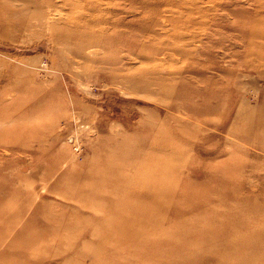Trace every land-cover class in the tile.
I'll return each instance as SVG.
<instances>
[{"label": "rangeland", "instance_id": "obj_1", "mask_svg": "<svg viewBox=\"0 0 264 264\" xmlns=\"http://www.w3.org/2000/svg\"><path fill=\"white\" fill-rule=\"evenodd\" d=\"M253 196L264 0H0V264H243L264 254L245 229L235 257L168 250L228 235Z\"/></svg>", "mask_w": 264, "mask_h": 264}, {"label": "bare ground", "instance_id": "obj_2", "mask_svg": "<svg viewBox=\"0 0 264 264\" xmlns=\"http://www.w3.org/2000/svg\"><path fill=\"white\" fill-rule=\"evenodd\" d=\"M257 180V179H256ZM255 181V180H254ZM262 184V183H261ZM149 187V186H148ZM261 188V187H260ZM254 189V188H253ZM251 192V191H250ZM246 193H247V191H246ZM249 193V192H248ZM257 193V192H256ZM236 194V193H235ZM240 194V193H239ZM244 194V193H243ZM232 196V195H231ZM257 196V195H256ZM227 197V196H226ZM258 197V196H257ZM233 198V197H232ZM262 198H263V196H262ZM258 200H259V198H258ZM257 200V198H254V196H253V198L252 199H250V200H243V199H239L238 197H236L234 200H231V199H229V202H234V201H236V202H238V204H239V207H236V208H234V207H229V213H227V214H225L224 215V217L223 216H220L219 218L224 222V221H227V224H228V227L229 228H231V230H230V233L228 234V235H223L222 237H221V239H219L218 241L217 240H215L214 241V239L213 240H210V241H208V243H207V245L206 246H195V244H192V245H194V248H190V247H188V246H181L180 248H178V246H177V244H176V242H174L173 244L175 245V247L174 246H171V248H172V251L171 250H168L169 252H172V254H175V255H177L178 253H180V255L178 256L180 259H182L183 261H185L187 258H188V256H200V254L202 253H205V251H212L213 249H215L216 248V250H217V248H218V246H219V248L222 250V252H223V256H225L226 254L227 255H231V256H234L235 257V254H237V253H239V252H241L242 250L244 251V249H247L248 251H254L257 247H254V246H252V245H247V244H245L246 242H248V241H241V240H239L237 237H235L234 236V231H237L238 229L241 231V229H245V230H247V232L246 233H249V235H253L254 237H256L257 239H258V241L260 240L262 243H263V241H264V226L263 227H260V228H253L252 230H249L248 229V226L250 225V222L247 220V219H255L256 217L259 219V217L260 218H263L264 217V201H258ZM235 203V202H234ZM236 204V203H235ZM79 209V208H78ZM124 213V215H125V220H124V222H127L126 224H124L123 226H125V227H123V229H122V227H121V231L122 230H124L125 231V233H126V239H128V236L130 235V234H135V233H137L138 231L137 230H135V229H133V227H134V225L131 227L130 225H131V223L133 224V219H135L134 221H136V220H138V218H133V217H136V216H132V214H130L129 212H123ZM232 217H234V218H232ZM56 220V219H55ZM67 224V223H66ZM262 224V223H261ZM122 225V224H121ZM59 225H57V227H58ZM67 226H68V224H67ZM262 226V225H261ZM66 227V226H65ZM52 228H54V230H55V226H53ZM59 228V227H58ZM68 228V227H67ZM135 228V227H134ZM56 230H58V229H56ZM81 230V229H80ZM143 232L145 231L143 228L141 229ZM60 231V230H59ZM49 232V231H48ZM53 232H56V231H53ZM70 232V231H69ZM60 233H63L62 231L60 232ZM59 233V234H60ZM65 233V232H64ZM76 233V232H75ZM50 235H51V232L49 233ZM58 234V235H59ZM238 234V233H237ZM245 234V233H244ZM58 235H57V237H58ZM78 235V234H77ZM122 235H125V234H123L122 233ZM62 236V235H61ZM146 236H149V234L148 235H145L144 237H146ZM48 237V236H47ZM53 237V236H52ZM74 237H75V235H74ZM143 237V238H144ZM59 238V237H58ZM58 238H57V240L56 241H58ZM61 238V237H60ZM63 238V237H62ZM62 238L61 239H59V240H61L62 241ZM68 238H69V236H68ZM67 238V239H68ZM42 239H44V238H42ZM123 239V236H122V238H121V240ZM249 239V238H248ZM251 239V238H250ZM255 239V238H254ZM256 239V240H257ZM47 239H45V241H46ZM120 240V241H121ZM51 241H53V240H51ZM67 241H69V240H67ZM83 241V240H82ZM54 242V241H53ZM64 242H66V241H62V243H64ZM23 243H25L26 245V253L29 255V250L31 249V250H33V248L34 247H37V246H39V244L41 243V239H38V240H34V241H26V242H23ZM48 243V242H47ZM56 243V242H55ZM70 242H68V245H70L69 244ZM196 243V242H195ZM64 244H66V243H64ZM63 244V245H64ZM74 244V243H73ZM73 244H71V246L73 245ZM67 245V246H68ZM13 246V245H12ZM66 246V245H65ZM81 246V245H80ZM258 246V245H257ZM53 247V246H52ZM55 247H57V244H56V246ZM43 248V247H42ZM67 248V247H66ZM71 248V247H70ZM259 248V247H258ZM55 249V248H54ZM63 249V248H62ZM66 250V249H65ZM139 250H141V249H139ZM240 250V251H239ZM45 250H44V248H43V252H44ZM51 251V250H50ZM55 251V250H54ZM75 251V250H74ZM80 251V250H79ZM83 251V250H82ZM168 251H165V252H161L160 254H157V256H155L153 259H151V263H153V262H165V263H167V258L169 259V257L170 256H172L171 255V253H169ZM246 251V250H245ZM258 252H259V250H258ZM47 253V251H45V254ZM77 253H79V252H77ZM76 253V254H77ZM261 253V252H260ZM86 254V253H85ZM88 254V253H87ZM246 254V253H245ZM253 254V253H252ZM257 254V253H256ZM37 255H38V253H37ZM42 255H44L43 253H42ZM222 255V254H221ZM248 257L246 258L244 255H240L241 256V258L243 257V261H244V263L243 264H264V254H262V256H258L257 257V259H254V258H252L251 256V254H246ZM39 256V255H38ZM77 256V255H76ZM76 256H74V258H77ZM82 256V255H81ZM230 256V257H231ZM15 257V256H14ZM167 257V258H166ZM177 257V258H178ZM66 258V257H65ZM68 258H69V256H68ZM220 258H223V257H220ZM227 258V257H226ZM19 259V258H18ZM67 259V258H66ZM73 259V258H72ZM229 259V258H228ZM231 259H233V258H231ZM17 260V259H16ZM22 260L20 259V262H21ZM75 261V260H74ZM79 261H80V259H79ZM96 261V262H95ZM170 261V260H169ZM17 262H19V260L17 261ZM77 262V261H76ZM76 262H73L74 264L76 263ZM24 263V262H23ZM94 263L95 264H100V259H96L95 258V260H94ZM219 263V262H218ZM16 264V263H15ZM18 264V263H17ZM21 264V263H20ZM87 264V263H86ZM189 264H192V263H189ZM225 264V263H224ZM230 264H231V262H230Z\"/></svg>", "mask_w": 264, "mask_h": 264}]
</instances>
